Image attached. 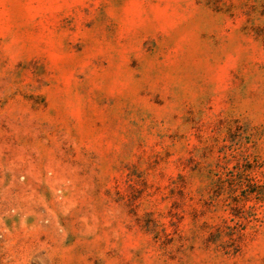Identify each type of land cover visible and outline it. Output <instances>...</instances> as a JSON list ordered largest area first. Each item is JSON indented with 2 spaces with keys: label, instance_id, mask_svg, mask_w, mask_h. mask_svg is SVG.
Here are the masks:
<instances>
[{
  "label": "rangeland",
  "instance_id": "obj_1",
  "mask_svg": "<svg viewBox=\"0 0 264 264\" xmlns=\"http://www.w3.org/2000/svg\"><path fill=\"white\" fill-rule=\"evenodd\" d=\"M0 264H264V0H0Z\"/></svg>",
  "mask_w": 264,
  "mask_h": 264
}]
</instances>
